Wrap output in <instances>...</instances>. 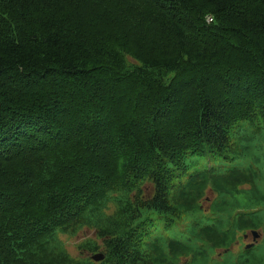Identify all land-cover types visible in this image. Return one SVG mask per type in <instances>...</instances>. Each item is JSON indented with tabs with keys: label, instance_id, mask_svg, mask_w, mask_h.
I'll list each match as a JSON object with an SVG mask.
<instances>
[{
	"label": "trees",
	"instance_id": "1",
	"mask_svg": "<svg viewBox=\"0 0 264 264\" xmlns=\"http://www.w3.org/2000/svg\"><path fill=\"white\" fill-rule=\"evenodd\" d=\"M84 228L98 264H264L232 251L264 232V0H0V264H96Z\"/></svg>",
	"mask_w": 264,
	"mask_h": 264
},
{
	"label": "rangeland",
	"instance_id": "2",
	"mask_svg": "<svg viewBox=\"0 0 264 264\" xmlns=\"http://www.w3.org/2000/svg\"><path fill=\"white\" fill-rule=\"evenodd\" d=\"M215 197H216V195L213 192L208 191L207 196L204 200L203 206L208 207L209 203L211 201H213L215 199ZM111 208L112 209L110 212L113 211L114 207L112 206ZM258 232L261 235V237L257 241L256 245L260 244L264 240L263 230L261 229ZM246 234L248 235V237L246 239L244 238L242 243H238V244L233 246L232 251L234 253L238 254L240 252V250L245 249V247L247 245L254 243V236H253L252 232H247ZM60 237H61V241L64 243L66 250L74 258L86 259V258H92V256L94 255L93 253L81 250L80 245L87 240H96L97 241L98 238H97L95 230L90 229V228H84L75 236L70 237L67 235H62ZM98 243H99V245H101V241L98 240ZM97 253L104 254L105 253L104 248L101 247V249ZM97 253H95V254H97ZM95 263L98 264V262H95Z\"/></svg>",
	"mask_w": 264,
	"mask_h": 264
},
{
	"label": "water",
	"instance_id": "3",
	"mask_svg": "<svg viewBox=\"0 0 264 264\" xmlns=\"http://www.w3.org/2000/svg\"><path fill=\"white\" fill-rule=\"evenodd\" d=\"M251 232H252V234H253V236H254V243H252V244H250V245H247V246H246V249H247V250L252 249V248L255 246V244L257 243V241H258V240L260 239V237H261V235L259 234L258 231H251ZM247 237H248V235L246 234V235L244 236V238L246 239ZM105 259H106V255H105V254H101V253H97V254H94V255L92 256V260L95 261V262H98V263L103 262Z\"/></svg>",
	"mask_w": 264,
	"mask_h": 264
},
{
	"label": "built area",
	"instance_id": "4",
	"mask_svg": "<svg viewBox=\"0 0 264 264\" xmlns=\"http://www.w3.org/2000/svg\"><path fill=\"white\" fill-rule=\"evenodd\" d=\"M211 21V20H210Z\"/></svg>",
	"mask_w": 264,
	"mask_h": 264
}]
</instances>
